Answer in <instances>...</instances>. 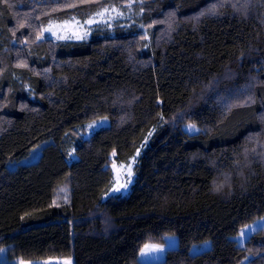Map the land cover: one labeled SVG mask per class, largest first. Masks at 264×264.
<instances>
[{
	"label": "trees",
	"instance_id": "obj_1",
	"mask_svg": "<svg viewBox=\"0 0 264 264\" xmlns=\"http://www.w3.org/2000/svg\"><path fill=\"white\" fill-rule=\"evenodd\" d=\"M105 11L116 15L84 40L41 39L52 22ZM101 117L108 127L79 138ZM45 141L37 162L8 167ZM143 145L130 193L103 200L111 156L125 162ZM263 215L264 0H0L9 261L141 264L146 244L175 234L178 247L150 264H264V227L242 248L232 239Z\"/></svg>",
	"mask_w": 264,
	"mask_h": 264
},
{
	"label": "rangeland",
	"instance_id": "obj_2",
	"mask_svg": "<svg viewBox=\"0 0 264 264\" xmlns=\"http://www.w3.org/2000/svg\"><path fill=\"white\" fill-rule=\"evenodd\" d=\"M116 13L113 11H105L99 16H95L93 18L88 19L87 21H79L77 19L73 20H64L57 21L48 24L41 35V39L51 38L55 40H63V41H80L88 38L91 34V28L101 22H111L110 20ZM239 92V93H238ZM243 90L235 91L232 93L233 102H239L241 100L239 95ZM243 94V93H241ZM110 125V120L108 117H101L96 120L89 121L86 123L82 130H80L79 138L87 139L92 134L97 131L106 128ZM182 129L185 132L190 134H195L199 132V128L192 123H188L183 125ZM47 142H43L42 144L33 148L30 153L22 157L19 160H14L8 163L9 168H14L18 164L29 165L37 162L40 159L42 154L43 145ZM138 148L133 156H131L125 162H119L116 160V154L111 156V163L109 164L112 173V185L108 192L103 196V200H107L111 196H125L128 195L132 189L133 184L136 181L137 174L135 171V166L138 162V158L141 154L142 148ZM67 159L69 163H72L77 159V155L75 154V148L71 147L67 151ZM113 189H119L115 191ZM66 185L61 188L62 193H66L67 191ZM264 227V215L259 217L252 222L246 224L242 228H240L237 235L233 236L232 239L236 242V245L240 248L244 247L249 236L255 231L262 229ZM179 245L178 236L175 234L166 235L163 243H148L146 244L140 254L139 261L141 264H150L153 262H160L165 259L167 250L175 249ZM211 248V241L206 240L199 243H194L189 248V253L191 255L201 253ZM162 249V251H161ZM7 252V247H3L0 249V264H75L74 256H66V257H53L46 259H13L9 261L5 254Z\"/></svg>",
	"mask_w": 264,
	"mask_h": 264
},
{
	"label": "snow or ice",
	"instance_id": "obj_3",
	"mask_svg": "<svg viewBox=\"0 0 264 264\" xmlns=\"http://www.w3.org/2000/svg\"><path fill=\"white\" fill-rule=\"evenodd\" d=\"M113 190L118 191L119 189H113ZM161 251H162V249H161Z\"/></svg>",
	"mask_w": 264,
	"mask_h": 264
}]
</instances>
